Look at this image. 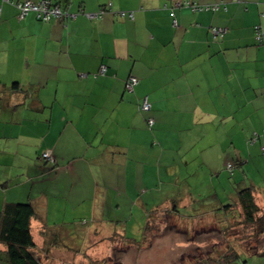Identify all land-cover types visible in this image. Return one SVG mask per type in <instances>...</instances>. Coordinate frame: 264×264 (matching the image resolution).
Here are the masks:
<instances>
[{"label": "crops", "instance_id": "obj_1", "mask_svg": "<svg viewBox=\"0 0 264 264\" xmlns=\"http://www.w3.org/2000/svg\"><path fill=\"white\" fill-rule=\"evenodd\" d=\"M51 1L78 14L50 22L34 13L19 19L16 7L3 3L0 209L8 201L34 204L32 233L45 264L83 261L85 247L58 241L115 230L123 205L133 203L139 217H152L145 234L164 211L180 231L182 206L199 203L192 215H214L229 198L217 196L218 204L208 205L183 188L193 187L199 173L195 150L213 133L211 118L232 121L237 109L253 107L255 130L264 134V44L255 39L256 25L264 29V0H225L227 9L216 12L179 7L175 17V0ZM109 2L102 18L87 16ZM121 11H133L134 19ZM212 27L227 31L215 38ZM103 65L107 72L95 77ZM131 74L140 80L134 92L126 89ZM145 96L152 109L140 112ZM48 149L54 162L41 158ZM163 189L180 190L158 200Z\"/></svg>", "mask_w": 264, "mask_h": 264}, {"label": "rangeland", "instance_id": "obj_2", "mask_svg": "<svg viewBox=\"0 0 264 264\" xmlns=\"http://www.w3.org/2000/svg\"><path fill=\"white\" fill-rule=\"evenodd\" d=\"M254 111L253 107L242 109V113L237 109V118L232 121L210 119L211 123L208 124L213 132L210 138H214H209L205 146L201 142L195 150L197 156L194 163L199 173H194L196 178L190 182L193 187L183 188L185 192H191L208 205L218 204L217 196L230 199L224 204L234 202L239 191L250 185L256 189L257 186L261 187L264 193V138L259 140V144L252 142L257 132L255 128L260 127ZM240 119H244L246 125ZM227 162L235 164L233 173L228 170ZM16 170L11 167V171ZM2 172L0 170V175ZM163 190L161 194L158 193V200L166 196L176 197L180 189ZM140 195H144V192ZM197 204L182 206L181 211L185 216L183 223H180V231L175 226L173 216L164 211L158 213V218L153 220L155 222L145 234L147 222L152 217H148L147 213L139 217V209L136 207L133 211L134 204L130 203L123 205L122 219L115 230L106 229L108 233L100 234L83 233L77 238L62 237L58 242L61 247H85L82 256L87 257L76 264H225V258H233L236 252H239L238 257L229 264H264V255L252 254L264 249V232L259 233L260 226L245 220L242 209L237 208V213L228 222L226 210L215 211V216L209 215L201 207L203 211L196 215ZM191 209H196V213L192 215ZM188 214L191 216H186ZM90 224H83V231L88 230ZM114 231L117 233L112 235ZM55 262L58 263V260Z\"/></svg>", "mask_w": 264, "mask_h": 264}, {"label": "trees", "instance_id": "obj_3", "mask_svg": "<svg viewBox=\"0 0 264 264\" xmlns=\"http://www.w3.org/2000/svg\"><path fill=\"white\" fill-rule=\"evenodd\" d=\"M12 1L17 3L19 1H25V0H17V1L12 0ZM32 1H35V0H32ZM39 1L41 0H36L35 2H39ZM13 2H7L4 0H0V7H1L0 18L2 16L3 3H10L14 7H16L13 4ZM51 2L52 4H59L64 10H66L60 3H57L54 1H51ZM183 7H186V6H183ZM227 7H228V2H227ZM16 9L18 11V14H17L18 18L23 19L24 17L23 18L19 17V10L17 7ZM221 9H224V8H221ZM202 11H211V10H202ZM212 12H216V11H212ZM30 13H34L37 16L35 12H30ZM56 19H61V18L53 17L49 21H46L44 19H39V20L44 21V22H50ZM64 19L68 20V19H73V18H64ZM255 39H256V31H255ZM103 66H106V65H103ZM100 70L101 68L99 69L98 72L94 73L95 77L99 74H105L107 72L105 71L104 73H102ZM106 70H107V66H106ZM131 75H134V74H131ZM131 75H129L128 78L126 79V89L127 91L134 92L135 87L139 83L140 80L136 75H134L137 77L138 82L133 84L132 89H129L128 87L129 77ZM143 98H141V101L138 104L139 111L140 112L151 111L152 107L149 111L141 110V103H142ZM148 119H147V123H148ZM149 127L152 129L154 127V124ZM263 137H264V134H260L256 132L255 136L252 138V142H258ZM254 139L256 140L254 141ZM262 149L264 151V145H262ZM43 152H41V158L49 162V160L43 157ZM234 168H235V164H233V169L231 170L228 169V170L231 173H233ZM254 192H255V186L253 185L247 186L239 191V195L236 201L229 202L228 204H222L215 210L216 211L226 210L225 213L226 215H229L227 216L228 217L227 220L229 222L234 217L233 214L237 213V208L239 210L242 209L245 214L244 215L245 220L249 223L260 226L259 233L264 232V209L258 205ZM35 214H36L35 206L30 200L8 201L0 209V264H45L43 258L40 257V255L37 254L36 252L37 243L32 233V219L34 218ZM83 222H87V220L84 219ZM126 238L129 239V237H126ZM50 252H51L50 246L46 245L45 254H47L48 257L51 256ZM252 254L264 255V249L258 250L257 252L252 253ZM238 255H239V252L234 253L233 258H237ZM233 258H230V257L225 258V264H229ZM203 263L206 264L205 262Z\"/></svg>", "mask_w": 264, "mask_h": 264}, {"label": "built area", "instance_id": "obj_4", "mask_svg": "<svg viewBox=\"0 0 264 264\" xmlns=\"http://www.w3.org/2000/svg\"><path fill=\"white\" fill-rule=\"evenodd\" d=\"M7 2H13L12 0H4ZM13 4L18 8L19 10V17L23 18L26 15H28L30 12H35L37 14V17L39 19H44L46 21H49L53 17L57 18H74L76 17V13H72L68 10H64L59 4H52L50 0H41L39 2H35L32 0H25V1H19L17 3L13 2ZM190 7L192 11H202V10H211V11H217L221 8L227 9V1L221 0L219 2L215 3H201L196 0H175L172 9L171 14L173 17H175L174 9L179 7ZM112 3L109 2L101 7V9L95 13H88L87 16L91 19L93 18H102L106 11L111 9ZM1 12V7H0ZM118 15L120 16H129L130 18L134 19L135 15L133 11H121L118 12ZM174 24L177 25V20L174 19ZM256 40L257 43L264 44V29L261 25H256ZM227 31L226 28L223 27H212L211 32L214 35L215 38L222 37L225 32ZM102 73L106 71V66H102L101 70ZM137 77L134 75H131L129 77V89H132L133 84L137 83ZM151 109V103L147 96H145L141 103V110L142 111H149ZM155 123V119L153 117H149L148 119V125L152 126ZM256 139H254L255 141ZM43 157L47 160L54 162L55 158L53 156L52 150L48 149L43 152ZM228 168L231 170L233 169V165L231 163H228Z\"/></svg>", "mask_w": 264, "mask_h": 264}, {"label": "water", "instance_id": "obj_5", "mask_svg": "<svg viewBox=\"0 0 264 264\" xmlns=\"http://www.w3.org/2000/svg\"><path fill=\"white\" fill-rule=\"evenodd\" d=\"M198 264H204L203 262H201V263H198Z\"/></svg>", "mask_w": 264, "mask_h": 264}]
</instances>
